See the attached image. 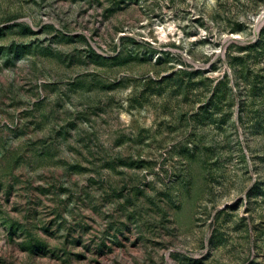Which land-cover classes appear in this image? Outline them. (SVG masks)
<instances>
[{"label": "rangeland", "instance_id": "1", "mask_svg": "<svg viewBox=\"0 0 264 264\" xmlns=\"http://www.w3.org/2000/svg\"><path fill=\"white\" fill-rule=\"evenodd\" d=\"M0 264H264V0H0Z\"/></svg>", "mask_w": 264, "mask_h": 264}, {"label": "water", "instance_id": "2", "mask_svg": "<svg viewBox=\"0 0 264 264\" xmlns=\"http://www.w3.org/2000/svg\"><path fill=\"white\" fill-rule=\"evenodd\" d=\"M229 39H239V38H234V37L231 36V37H229Z\"/></svg>", "mask_w": 264, "mask_h": 264}, {"label": "bare ground", "instance_id": "3", "mask_svg": "<svg viewBox=\"0 0 264 264\" xmlns=\"http://www.w3.org/2000/svg\"><path fill=\"white\" fill-rule=\"evenodd\" d=\"M236 36V35H235Z\"/></svg>", "mask_w": 264, "mask_h": 264}]
</instances>
